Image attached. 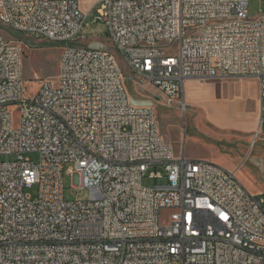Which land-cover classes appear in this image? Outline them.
Returning a JSON list of instances; mask_svg holds the SVG:
<instances>
[{
	"label": "built area",
	"instance_id": "obj_1",
	"mask_svg": "<svg viewBox=\"0 0 264 264\" xmlns=\"http://www.w3.org/2000/svg\"><path fill=\"white\" fill-rule=\"evenodd\" d=\"M251 1L0 0V24L62 49L58 75L28 96L24 51L0 31V156L16 157L0 162V264H264L263 197L236 171L176 154L126 88L143 80L186 114L190 79H256L250 155L264 127V11L250 17ZM92 13L130 76L85 42ZM67 166L87 200L65 198Z\"/></svg>",
	"mask_w": 264,
	"mask_h": 264
},
{
	"label": "rangeland",
	"instance_id": "obj_2",
	"mask_svg": "<svg viewBox=\"0 0 264 264\" xmlns=\"http://www.w3.org/2000/svg\"><path fill=\"white\" fill-rule=\"evenodd\" d=\"M264 11V0H252L249 4L250 17H257ZM96 13L88 19L84 32L87 44L103 43L119 60L126 76L131 75L124 57L109 42V29L106 24L94 23ZM5 38L19 44L23 51V78L26 95L35 94L44 80L58 75L61 46L38 36H24L0 24ZM36 46H29L26 38ZM141 85L137 86V83ZM185 89L188 105L184 114L178 103H171L145 81H126L127 92L135 100L153 102L164 139L171 144L176 154L185 153L189 158H203L231 171L246 189L264 199V127L251 150L258 133L259 125V83L252 77H220L214 79H190ZM18 125L19 108L13 111ZM249 155V156H248ZM34 162L40 160L38 153L28 154ZM15 156H0V162H12ZM66 167L63 177L65 198L69 201L89 198L88 191L74 189L79 186L80 176L69 174ZM162 172L161 168L151 169ZM146 186L164 185L165 181L146 178ZM34 194L35 191H32ZM169 215L164 213V217Z\"/></svg>",
	"mask_w": 264,
	"mask_h": 264
},
{
	"label": "water",
	"instance_id": "obj_3",
	"mask_svg": "<svg viewBox=\"0 0 264 264\" xmlns=\"http://www.w3.org/2000/svg\"><path fill=\"white\" fill-rule=\"evenodd\" d=\"M26 42L29 46H36V43L33 42L29 37L26 38ZM132 102L135 106H138V107H153V102L151 101L135 100L134 98H132Z\"/></svg>",
	"mask_w": 264,
	"mask_h": 264
},
{
	"label": "bare ground",
	"instance_id": "obj_4",
	"mask_svg": "<svg viewBox=\"0 0 264 264\" xmlns=\"http://www.w3.org/2000/svg\"><path fill=\"white\" fill-rule=\"evenodd\" d=\"M258 131L260 130V123H259V125H258V129H257ZM236 173H237V171H236Z\"/></svg>",
	"mask_w": 264,
	"mask_h": 264
},
{
	"label": "crops",
	"instance_id": "obj_5",
	"mask_svg": "<svg viewBox=\"0 0 264 264\" xmlns=\"http://www.w3.org/2000/svg\"><path fill=\"white\" fill-rule=\"evenodd\" d=\"M186 88L188 89L187 85H186ZM193 159H203V158H193ZM238 171V170H237Z\"/></svg>",
	"mask_w": 264,
	"mask_h": 264
}]
</instances>
